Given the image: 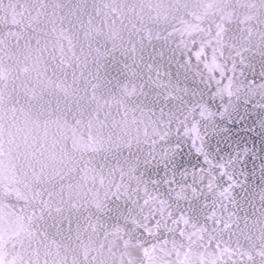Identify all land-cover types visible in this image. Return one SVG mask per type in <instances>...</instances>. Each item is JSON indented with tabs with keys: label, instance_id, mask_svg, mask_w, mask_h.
<instances>
[{
	"label": "water",
	"instance_id": "95a60500",
	"mask_svg": "<svg viewBox=\"0 0 264 264\" xmlns=\"http://www.w3.org/2000/svg\"><path fill=\"white\" fill-rule=\"evenodd\" d=\"M0 264H264V0H0Z\"/></svg>",
	"mask_w": 264,
	"mask_h": 264
}]
</instances>
